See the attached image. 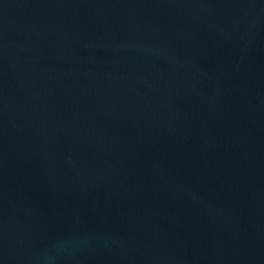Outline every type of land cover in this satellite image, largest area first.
Masks as SVG:
<instances>
[{"label": "water", "instance_id": "1", "mask_svg": "<svg viewBox=\"0 0 264 264\" xmlns=\"http://www.w3.org/2000/svg\"><path fill=\"white\" fill-rule=\"evenodd\" d=\"M0 264H264V0H0Z\"/></svg>", "mask_w": 264, "mask_h": 264}]
</instances>
